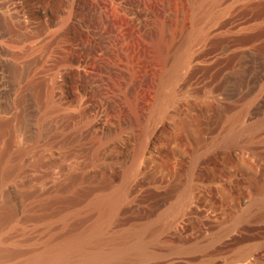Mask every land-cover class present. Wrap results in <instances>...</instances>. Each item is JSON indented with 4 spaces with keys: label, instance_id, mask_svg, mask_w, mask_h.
<instances>
[{
    "label": "rangeland",
    "instance_id": "rangeland-1",
    "mask_svg": "<svg viewBox=\"0 0 264 264\" xmlns=\"http://www.w3.org/2000/svg\"><path fill=\"white\" fill-rule=\"evenodd\" d=\"M146 224L102 264H264V0H0V260Z\"/></svg>",
    "mask_w": 264,
    "mask_h": 264
},
{
    "label": "bare ground",
    "instance_id": "bare-ground-1",
    "mask_svg": "<svg viewBox=\"0 0 264 264\" xmlns=\"http://www.w3.org/2000/svg\"><path fill=\"white\" fill-rule=\"evenodd\" d=\"M175 75L177 77V74L175 72H171L168 75V79H172L173 76H175ZM162 79H164V76H162ZM169 84L171 87H173L171 85V83H169ZM233 129H232V132H230V134H229L230 136L227 135L229 139L234 137L239 132V130L242 131L244 128L243 129L240 128L238 131H234ZM247 129H249V128H247ZM238 134H240V133H238ZM227 136H226V138H227ZM237 136H239V135H237ZM105 205H106V207H110L111 203L108 202ZM149 226L150 225L146 224L145 226L143 225V226H139L133 230H128V231H126V233L124 231V232H122L123 235H121V232H120V233H118L119 234L118 236H117V234L110 233L108 231V229L106 228V226L94 227L88 236H85L82 239H80L78 241V243L73 248L67 249L66 258L70 259L75 255L80 256L82 259L87 258V257H89V258L92 257V259L96 258L95 262H99L102 264L104 262L111 261V260H114L117 258L120 259L122 256L124 258L125 255L131 254V252H129V250H133V251L138 250L141 253V251L144 247V244L146 242L145 239L147 238V231H148ZM89 254H92V255H89ZM66 261L68 264L69 260H66ZM0 264H10V263H8L7 261L4 262V261L0 260Z\"/></svg>",
    "mask_w": 264,
    "mask_h": 264
}]
</instances>
